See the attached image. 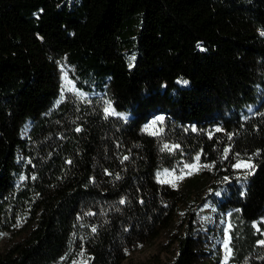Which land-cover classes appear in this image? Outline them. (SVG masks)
Instances as JSON below:
<instances>
[{
    "label": "trees",
    "instance_id": "trees-1",
    "mask_svg": "<svg viewBox=\"0 0 264 264\" xmlns=\"http://www.w3.org/2000/svg\"><path fill=\"white\" fill-rule=\"evenodd\" d=\"M15 228L0 264H264V0H0Z\"/></svg>",
    "mask_w": 264,
    "mask_h": 264
},
{
    "label": "rangeland",
    "instance_id": "rangeland-1",
    "mask_svg": "<svg viewBox=\"0 0 264 264\" xmlns=\"http://www.w3.org/2000/svg\"><path fill=\"white\" fill-rule=\"evenodd\" d=\"M124 53L127 58H131V52L125 51ZM158 117H163V119L160 120L158 119ZM165 126L166 121L162 113L152 116L148 121V131L152 134L164 136L166 140V138L170 136V131L169 129H164ZM175 146L178 145L176 143H172L171 145H169V148L174 149L176 148ZM164 175L165 177H169L171 180H175L177 178V174L170 171L165 172ZM206 209L208 210V218L210 222H213V213L209 211L208 207ZM19 221H22V219ZM18 236L19 235L17 228L1 230L0 250L4 249L6 245H8L14 239L18 238ZM164 240V235H160L153 242L139 246L138 248L129 252L128 256L123 260L122 264H148L150 261H152L153 257L156 254H159V256L163 259L167 258L169 256V253L162 247V243ZM228 250L229 248H225V241H223L219 250V254L221 256L220 264H226L225 258L229 255Z\"/></svg>",
    "mask_w": 264,
    "mask_h": 264
},
{
    "label": "snow or ice",
    "instance_id": "snow-or-ice-1",
    "mask_svg": "<svg viewBox=\"0 0 264 264\" xmlns=\"http://www.w3.org/2000/svg\"><path fill=\"white\" fill-rule=\"evenodd\" d=\"M185 83H187L186 81H185ZM105 112H109V108H106L105 109ZM158 119H160V120H162L163 119V117H158ZM165 147H168L167 145H165ZM175 147H178V146H175ZM199 159V157H197V160ZM251 167V165L250 164H244L243 162H241V163H238V164H236L235 165V167ZM186 168H189V169H193V168H196L197 166L196 165H186L185 166ZM189 174H191L190 172H189ZM178 179H180V178H182V177H177ZM123 202V201H122ZM94 230V229H93ZM260 243L261 244H264V241H260ZM225 248L227 249L228 248V240L226 239L225 240ZM229 251V253H230V249L228 250ZM226 259H227V256H226Z\"/></svg>",
    "mask_w": 264,
    "mask_h": 264
}]
</instances>
